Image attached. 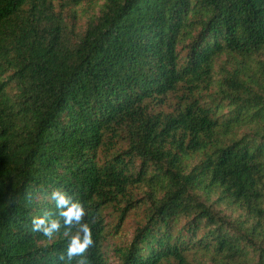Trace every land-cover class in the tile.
I'll return each mask as SVG.
<instances>
[{
    "label": "trees",
    "instance_id": "obj_1",
    "mask_svg": "<svg viewBox=\"0 0 264 264\" xmlns=\"http://www.w3.org/2000/svg\"><path fill=\"white\" fill-rule=\"evenodd\" d=\"M53 190L84 264H264V0H0V264H62Z\"/></svg>",
    "mask_w": 264,
    "mask_h": 264
},
{
    "label": "clouds",
    "instance_id": "obj_2",
    "mask_svg": "<svg viewBox=\"0 0 264 264\" xmlns=\"http://www.w3.org/2000/svg\"><path fill=\"white\" fill-rule=\"evenodd\" d=\"M51 200L55 203L57 215L62 219L53 218L49 213L32 219V231L40 232L48 239H54L63 228V236L68 238L67 248L60 254L62 264H70L75 257H82L78 264H84L83 256L94 246L92 228L84 221L85 206L72 195L62 190H53ZM76 228L75 234L71 230Z\"/></svg>",
    "mask_w": 264,
    "mask_h": 264
},
{
    "label": "rangeland",
    "instance_id": "obj_3",
    "mask_svg": "<svg viewBox=\"0 0 264 264\" xmlns=\"http://www.w3.org/2000/svg\"><path fill=\"white\" fill-rule=\"evenodd\" d=\"M135 223L134 221V216L130 218L127 223L125 224L124 228L122 231H120V234L118 235L119 237L117 238H112L111 240L108 241L107 245L111 246L112 251H110L111 254H113V249L116 246H119L120 244H124L127 240H130L132 235H133V229L131 228L132 225ZM110 248V250H111Z\"/></svg>",
    "mask_w": 264,
    "mask_h": 264
}]
</instances>
